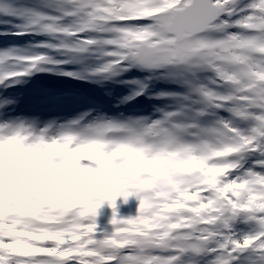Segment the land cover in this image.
I'll use <instances>...</instances> for the list:
<instances>
[{"label": "snow or ice", "instance_id": "1", "mask_svg": "<svg viewBox=\"0 0 264 264\" xmlns=\"http://www.w3.org/2000/svg\"><path fill=\"white\" fill-rule=\"evenodd\" d=\"M9 35L43 39L0 49V87L111 80L153 110L0 121V264H264V0H0Z\"/></svg>", "mask_w": 264, "mask_h": 264}, {"label": "rangeland", "instance_id": "2", "mask_svg": "<svg viewBox=\"0 0 264 264\" xmlns=\"http://www.w3.org/2000/svg\"><path fill=\"white\" fill-rule=\"evenodd\" d=\"M16 36H0V49H5L11 46H27L30 41L33 40H41L43 37H21L19 36V43L15 42ZM93 66L95 61L90 62ZM78 66L69 65L67 66V70H76ZM39 76L41 82L53 83L56 82L60 88H57L56 91L58 95H53L52 98L55 99V103L57 105L56 108L51 109L49 112L40 114H28L26 108H22L19 113L12 114L14 109H17L19 106V100L17 98L5 96L0 97L1 100L4 101H13V103L5 104L7 106L5 109H1L6 113V116L0 117V121L6 119L15 120L16 118L22 119L25 122L35 121L37 125V130L44 128L48 125L49 122H55L54 127L51 132L54 134L59 125L65 124L66 117L69 116L73 111L82 109L87 106H91L88 103H91L96 97L101 98V94H104L103 99H105V103L108 106V111H100L98 109L94 110V112L88 117L85 122L91 121L96 117H106V118H119L121 116H139V115H148L153 109V102L150 101L147 97L141 96L142 102L140 103L139 111L132 112L127 110V103H121L122 99L130 93V87L127 85H123L120 83L109 81H103L100 83L85 81L80 79H73L67 76L58 75L54 73L42 72V73H34ZM146 73L133 71L127 74L125 79H132L134 77H143ZM26 78V77H25ZM26 80V79H25ZM18 85V84H15ZM162 85H157V87H161ZM25 87V86H24ZM66 92V93H65ZM79 93V97L76 98L75 94ZM64 98L61 101V98ZM80 98V99H79ZM17 99V100H16ZM3 101V102H4ZM22 106V105H21ZM136 201L134 199H130L127 204H120L119 213L121 216H129L135 215L136 212ZM134 211V212H133ZM110 216V210L105 209L104 215L101 217V223L106 224L107 220Z\"/></svg>", "mask_w": 264, "mask_h": 264}, {"label": "clouds", "instance_id": "3", "mask_svg": "<svg viewBox=\"0 0 264 264\" xmlns=\"http://www.w3.org/2000/svg\"><path fill=\"white\" fill-rule=\"evenodd\" d=\"M98 149H96V148H93V149H87V150H85L86 152H92V151H97Z\"/></svg>", "mask_w": 264, "mask_h": 264}]
</instances>
